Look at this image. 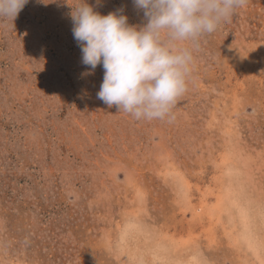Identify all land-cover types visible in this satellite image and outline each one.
<instances>
[{"label": "rangeland", "instance_id": "obj_1", "mask_svg": "<svg viewBox=\"0 0 264 264\" xmlns=\"http://www.w3.org/2000/svg\"><path fill=\"white\" fill-rule=\"evenodd\" d=\"M79 3L0 21V264H264V0L201 38L171 122L97 98Z\"/></svg>", "mask_w": 264, "mask_h": 264}, {"label": "clouds", "instance_id": "obj_2", "mask_svg": "<svg viewBox=\"0 0 264 264\" xmlns=\"http://www.w3.org/2000/svg\"><path fill=\"white\" fill-rule=\"evenodd\" d=\"M29 0H0V21H13ZM45 3V0H41ZM146 23L131 25L123 9L101 15L87 0L73 9L72 33L91 75L104 70L97 98L137 121L175 119L203 36L216 32L248 0H132ZM99 3V0H97Z\"/></svg>", "mask_w": 264, "mask_h": 264}, {"label": "bare ground", "instance_id": "obj_3", "mask_svg": "<svg viewBox=\"0 0 264 264\" xmlns=\"http://www.w3.org/2000/svg\"><path fill=\"white\" fill-rule=\"evenodd\" d=\"M216 205H217V204H216ZM189 236H190V235H189ZM211 239H212V238H211ZM210 242H211V241H210ZM210 242H209V243H210Z\"/></svg>", "mask_w": 264, "mask_h": 264}]
</instances>
